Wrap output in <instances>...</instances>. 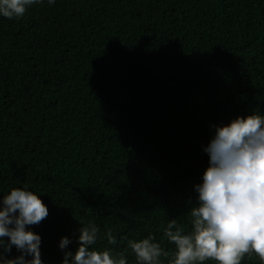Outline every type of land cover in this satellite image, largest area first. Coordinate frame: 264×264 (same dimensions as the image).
I'll use <instances>...</instances> for the list:
<instances>
[{
	"label": "trees",
	"instance_id": "16d2710c",
	"mask_svg": "<svg viewBox=\"0 0 264 264\" xmlns=\"http://www.w3.org/2000/svg\"><path fill=\"white\" fill-rule=\"evenodd\" d=\"M257 111L264 0H56L0 17V200L27 187L47 205L31 226L44 264L90 223L117 240L93 247L128 264V239L171 251L163 229L190 228L214 126Z\"/></svg>",
	"mask_w": 264,
	"mask_h": 264
},
{
	"label": "clouds",
	"instance_id": "9594fccd",
	"mask_svg": "<svg viewBox=\"0 0 264 264\" xmlns=\"http://www.w3.org/2000/svg\"><path fill=\"white\" fill-rule=\"evenodd\" d=\"M56 0H0V17L21 19L33 7ZM214 134L203 147L208 167L201 182L194 185L196 202L187 212L186 231L170 220L163 239L174 245L171 251L149 234L128 239L127 249L135 264H242L255 255L264 264V114L237 116L229 123L214 126ZM48 207L36 192L12 188L0 200V264H44L41 236L31 229L48 216ZM7 238V240H5ZM117 243L112 232L95 224L81 226L75 252L64 251L62 264H128L124 254L111 249L96 250L98 239ZM71 243L59 241L61 250ZM13 246L20 255L9 258Z\"/></svg>",
	"mask_w": 264,
	"mask_h": 264
}]
</instances>
